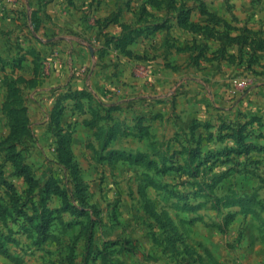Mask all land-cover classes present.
Returning <instances> with one entry per match:
<instances>
[{
    "label": "rangeland",
    "instance_id": "374dc122",
    "mask_svg": "<svg viewBox=\"0 0 264 264\" xmlns=\"http://www.w3.org/2000/svg\"><path fill=\"white\" fill-rule=\"evenodd\" d=\"M0 264H264V0H0Z\"/></svg>",
    "mask_w": 264,
    "mask_h": 264
},
{
    "label": "crops",
    "instance_id": "0c3cea01",
    "mask_svg": "<svg viewBox=\"0 0 264 264\" xmlns=\"http://www.w3.org/2000/svg\"><path fill=\"white\" fill-rule=\"evenodd\" d=\"M80 79H82V78L80 77ZM92 79H93V77H91V80H92ZM77 82H78V85H77L78 87H77V88H78V89H83L84 86H85V82H84L83 80H82V81H81V80H78ZM90 82H91V81H90ZM91 83H92V82H91Z\"/></svg>",
    "mask_w": 264,
    "mask_h": 264
},
{
    "label": "trees",
    "instance_id": "16d2710c",
    "mask_svg": "<svg viewBox=\"0 0 264 264\" xmlns=\"http://www.w3.org/2000/svg\"><path fill=\"white\" fill-rule=\"evenodd\" d=\"M137 161H140V159H138Z\"/></svg>",
    "mask_w": 264,
    "mask_h": 264
}]
</instances>
